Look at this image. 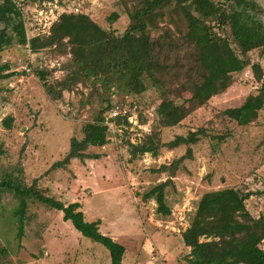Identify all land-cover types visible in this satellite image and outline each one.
<instances>
[{"label": "rangeland", "instance_id": "rangeland-1", "mask_svg": "<svg viewBox=\"0 0 264 264\" xmlns=\"http://www.w3.org/2000/svg\"><path fill=\"white\" fill-rule=\"evenodd\" d=\"M135 2L15 0L22 11L28 38L40 37L42 47L33 51L29 44L14 41L0 49V67L6 64L9 67L1 72L12 73L0 78V180L32 187L34 191L65 204L78 201L84 214L87 205L88 215L96 211L108 226L112 218L119 217L115 232L130 239L137 240L143 229L146 238L152 228L156 233L163 231L165 236L174 240L175 246H179L180 258L186 260L189 247L183 244L179 234L189 227L205 192L227 187L242 188L252 193L246 201L250 212L254 216L264 214V107L256 120L248 125H239L225 113V109L240 106L248 95L261 87L251 65L233 73V83L225 91L171 127H162L158 123L156 108L160 99L151 86L140 94L119 92L115 88L105 93L97 83L80 81L68 86L62 97L55 99L46 92L36 74L39 70L48 71V82L60 89L59 81L67 77L77 64L70 47L56 43L44 45L45 37L52 32L50 18L55 21L64 11L85 14L101 27L102 41H105L106 31L121 35L132 24L128 9ZM255 2L257 5L250 13L264 23V0ZM223 5L228 11L239 8L232 2L223 1ZM179 8L177 4H171L163 10V17L155 19L153 36H159L169 28L176 36L188 31ZM208 23L239 51L229 25L217 26L216 19H210ZM4 26L0 21V32ZM7 31L13 34L11 28ZM193 35L199 43L207 41L195 31ZM86 46V56L78 62L80 65L88 63L93 54L92 45L87 43ZM189 49L185 47L188 52ZM248 58L251 63L260 62L264 68V49L250 51ZM172 85L174 94L180 92L178 102L191 96L190 91L182 89L179 83ZM106 100L111 106L122 105L135 122L131 124L128 120L130 125L117 123L104 112L109 141L104 146H89L87 149L100 157L95 161L75 159L65 167H54V163L62 160L69 151L71 139L84 137L83 126L100 114L107 106ZM8 117L13 118L11 128L4 125V119ZM155 131L159 154H134L130 144L141 142ZM191 131L199 134L195 143L173 149L167 146L177 135L187 136ZM163 181H168L166 203L171 214L167 216L157 212L155 199L144 198L147 191ZM26 201L24 233L20 236L18 211L21 200L8 189L0 193V264H46L37 260L45 258L47 244L48 248L52 245L56 249L54 234L58 232L67 235L75 248L80 237L96 244L107 253L110 262L109 251L104 245L81 235L79 240L76 235L71 236L73 232L63 225L66 221L63 212L35 198H26ZM153 257L156 258L149 253V260H154ZM158 260L161 264H168V259Z\"/></svg>", "mask_w": 264, "mask_h": 264}, {"label": "trees", "instance_id": "trees-1", "mask_svg": "<svg viewBox=\"0 0 264 264\" xmlns=\"http://www.w3.org/2000/svg\"><path fill=\"white\" fill-rule=\"evenodd\" d=\"M223 1L232 2L239 8L228 11ZM171 4L180 7L188 31L176 36L169 28L165 33L153 36L151 32L155 19L163 17V10ZM256 5L255 0H136L128 9L132 24L121 35L106 31L105 41H102L101 27L87 15L64 11L53 22L52 32L45 37L44 45L56 43L70 47L77 64L67 77L59 81L60 89L48 82V71L39 70L36 74L46 92L55 99L61 98L68 86L80 81L97 83L105 93L115 88L119 92L140 94L151 86L160 99L156 108L158 123L162 127H171L213 96L225 91L233 83V73L251 65L261 87L256 93L248 95L240 106L225 109L226 115L239 125H248L256 120L264 107V68L260 62L251 63L248 58L250 51L264 49V23L250 13ZM210 19H216L220 27L229 25L239 51L226 36L214 30L208 23ZM0 21L5 24L0 32V49L14 41L29 44L33 51L42 47L40 37L28 38L22 11L15 0H0ZM8 28L13 34L8 33ZM192 30L207 41L199 43ZM87 43L92 45L93 54L88 63L80 65L78 62L86 56ZM185 47L190 48V52ZM7 69V64L0 67V78L12 75L2 74L1 71ZM173 83L189 90L191 96L178 102L180 92L174 94ZM106 102L107 106L100 114L83 126L84 137H73L69 151L62 160L54 163V167H65L73 159L85 161L100 157L87 149L89 146H104L109 141L103 113L111 105L108 100ZM128 115L114 120L130 125ZM12 124V117L4 119L7 128H11ZM198 135L196 131L189 132L187 136L177 135L167 146L173 149L195 143ZM157 136L155 131L141 142L131 143L132 152L157 156ZM184 158L181 157L182 160ZM167 185L168 181L160 182L144 194L146 199H155L157 212L164 216L171 214V208L166 203ZM4 189L12 191L21 200L18 211L21 217L20 236L24 233L26 198H35L50 208L62 211L64 220H70L83 236L104 245L110 252L112 264H123L124 245L100 231V219L87 221L80 202L65 204L34 191L32 187L0 180V193ZM251 195V192L238 187L211 190L202 195L189 227L182 233L183 242L190 247L185 256L189 264H264V214L254 216L250 212L246 201Z\"/></svg>", "mask_w": 264, "mask_h": 264}, {"label": "crops", "instance_id": "crops-1", "mask_svg": "<svg viewBox=\"0 0 264 264\" xmlns=\"http://www.w3.org/2000/svg\"><path fill=\"white\" fill-rule=\"evenodd\" d=\"M87 160L95 161L96 159ZM98 171L100 172L101 170ZM84 210L85 219L87 221H96L98 219H101L100 231L111 236L117 242L124 245L125 253L122 261L123 264H161V262L158 260L159 258H162V261L168 259V264H189L187 260L180 258V254H178L179 252H177L179 246H175L174 240L171 239L170 236H165L163 234V231L161 233H156L155 228H152V232L149 233L148 237L146 238L143 233V229L142 234L139 235V238L137 240H134L133 238L130 239L131 237H127L124 234L115 232L116 225H118L119 223L117 221H120L118 220L120 219L119 217L112 218L108 223L111 225L108 226L104 218H102L101 214L96 213V211L93 210V212H91V215H88L87 212L89 211H87V205L86 207H84ZM90 211L92 210L90 209ZM70 223L72 222L70 220H67L63 222V225L67 226V228H69V230L73 232L71 236L76 235L78 237V240L80 235L82 237H85L72 224L76 231L73 230ZM145 230L148 231L149 229L145 227ZM54 235L56 236L55 241L57 242L56 249H58H54L52 245V248H48L49 245L47 244V246H45L47 247V250H44L45 258H39L37 261L46 264H112L111 256L109 262L107 253L103 252L101 248H99L96 244L90 242L89 240H84L80 237L79 245L75 248L67 238V235L60 234L59 232L55 233ZM179 236L183 240L182 234H179ZM131 242L132 244L131 246H129L130 244L128 245V243ZM183 244L185 245L184 242ZM186 247L188 248V246ZM188 249L189 250H187L186 253L190 252V247ZM153 250H155L156 252H154ZM149 253L156 258L153 257L154 260H149ZM157 260L158 262H156Z\"/></svg>", "mask_w": 264, "mask_h": 264}, {"label": "built area", "instance_id": "built-area-1", "mask_svg": "<svg viewBox=\"0 0 264 264\" xmlns=\"http://www.w3.org/2000/svg\"><path fill=\"white\" fill-rule=\"evenodd\" d=\"M51 24H53V20L50 18V21H49ZM127 114V111L124 109H122V106L120 104H115L113 106H111V108H109V110L107 111V117L109 115V119L110 120H114L115 118L119 117V116H124ZM106 117V118H107ZM108 119V118H107ZM127 119L129 120V122L131 124H133V121L134 119L131 117V116H128ZM107 122V120H106ZM135 122V121H134ZM108 123V122H107ZM137 123V122H136ZM114 134V133H113ZM116 134V133H115ZM114 134V135H115Z\"/></svg>", "mask_w": 264, "mask_h": 264}]
</instances>
